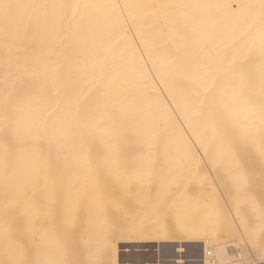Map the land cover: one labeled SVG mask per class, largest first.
<instances>
[{
  "label": "bare ground",
  "instance_id": "obj_1",
  "mask_svg": "<svg viewBox=\"0 0 264 264\" xmlns=\"http://www.w3.org/2000/svg\"><path fill=\"white\" fill-rule=\"evenodd\" d=\"M248 4L0 0V264H229L242 253L221 231L257 246L264 50L258 9L236 18ZM241 50L247 132L208 107Z\"/></svg>",
  "mask_w": 264,
  "mask_h": 264
},
{
  "label": "snow or ice",
  "instance_id": "obj_2",
  "mask_svg": "<svg viewBox=\"0 0 264 264\" xmlns=\"http://www.w3.org/2000/svg\"><path fill=\"white\" fill-rule=\"evenodd\" d=\"M3 7L7 9L9 5L4 4ZM70 7L76 8L79 7V5H71ZM161 7L165 8H176V7H187L185 6H178V5H162ZM198 7H207L212 8L215 7V5H203ZM258 9V16L261 21V28H260V38H261V45L262 50H264V0H259V4H248V5H242L241 6V13L237 14V19H239L247 10L251 9ZM246 56V50H241V53L239 56L232 57L230 64L232 67V77L230 83L227 85L225 89L218 92V95L215 97V99H209V110L210 111H216L219 115H229L234 122L238 123L240 127L244 131H248L249 125L247 121V115L241 114V98L245 92V90H248L252 87L251 79L249 76L246 75L245 67L243 64V58ZM261 97L259 100L260 105V124H259V132L262 138H264V74L261 76ZM205 91L208 89V82H205L204 85ZM203 102L198 101L197 104L194 106L192 115L200 116L202 114L201 110L203 108ZM247 109H244V112L247 113ZM35 136H39L40 132L37 128L34 133ZM17 137L15 134H13L12 137L9 139L14 141ZM5 151L7 153L9 148V140L5 141ZM259 154L261 156V164L264 166V142H262L259 146ZM235 207L237 210H239L240 207V201H235ZM262 218H264V213H262Z\"/></svg>",
  "mask_w": 264,
  "mask_h": 264
},
{
  "label": "rangeland",
  "instance_id": "obj_3",
  "mask_svg": "<svg viewBox=\"0 0 264 264\" xmlns=\"http://www.w3.org/2000/svg\"><path fill=\"white\" fill-rule=\"evenodd\" d=\"M128 196V195H127ZM121 197L122 198V201H123V203H128L129 204V207H128V213L127 214H131V213H133V212H136L137 210H139V211H142V209H141V204H140V206H138L137 204H138V200H132V198H130L131 196H129V198L128 197ZM171 199H173V198H171ZM131 201H132V203H131ZM137 203V204H136ZM140 203V202H139ZM138 207H140V209L138 208ZM117 210H118V208H116ZM118 214H119V212H117ZM118 214H117V218H118ZM175 214V213H174ZM172 215H173V212H172ZM119 217H120V215H119ZM155 224V223H154ZM153 224V225H154ZM149 225L151 226V227H153V225L150 223V224H147V227L149 228ZM157 225V224H156ZM156 225H154V227H155V229H157V226ZM153 227V228H154ZM221 234L222 233H224V235L222 234H220L221 235V238H223V240L225 241V247L227 248V249H229V248H231V249H234L235 250V254L237 253V252H239L240 253V251H241V253H242V256L241 257H239V258H233V261L231 262V263H229V264H250L251 262H254V261H258V262H264V238L262 237V236H260L259 235V238H258V236H256V237H254V238H257V240L255 239V241H256V245L257 246H255V243H253L254 241H253V239H252V244L254 245H252L250 242H249V240H248V235L245 233V235L243 236V235H240V236H237V235H233V233H230V232H225V231H221L220 232ZM225 233H227L228 234V236H230L229 234H231V239L229 238V237H227V236H225ZM226 234V235H227ZM134 237H137V236H134ZM243 237V238H242ZM128 238V237H127ZM124 235H118V233H117V235L115 236V241L117 242L116 243V248H117V250L119 249L118 247H119V245H122L121 243L122 242H124L125 240V242H127V241H129L128 239H127ZM226 238V239H225ZM263 238V239H262ZM241 239V240H240ZM259 239V240H258ZM135 240V239H134ZM133 240V241H134ZM199 240V239H198ZM203 239H200V241H202ZM260 241V242H259ZM156 242V243H155ZM154 242V244L155 245H158V241L156 240ZM243 242V243H242ZM153 244V243H152ZM118 246V247H117ZM151 245H148V247H150ZM154 246V245H153ZM147 247V250L146 249H142V250H140V251H138L139 253H143V255H144V253H145V255L146 254H148V253H151V254H148V255H152L153 256V254H152V252L154 251L153 250V248H151V250L149 249ZM159 248V247H158ZM211 249H208V250H212L211 252H212V258L214 257V251H213V248L212 247H210ZM149 249V250H148ZM185 248H183V250H184ZM243 249H245V250H243ZM153 250V251H152ZM182 250V254H181V256H183L182 258H180L181 260H178L177 259V261H175V262H178L179 261V263H182V262H180V261H186V258H185V254H184V251ZM143 251V252H142ZM262 251V252H261ZM138 252H136L135 254H137V256L139 255V253ZM245 252V253H244ZM122 252L120 251V252H118L117 253V258L118 259H116V264H123L124 262H123V259L125 258V257H123V258H120L121 256H119L120 254H121ZM205 254H206V252H204ZM203 253V256H206V258L208 257L207 256V254L205 255ZM140 254V255H141ZM246 256H245V255ZM124 256H125V254H123ZM139 255V257H142V256H140ZM245 257H244V256ZM211 258V259H212ZM210 258H209V260H211ZM214 259V258H213ZM174 260H176V259H174ZM127 264H129L128 262H127ZM176 264H178V263H176Z\"/></svg>",
  "mask_w": 264,
  "mask_h": 264
},
{
  "label": "built area",
  "instance_id": "obj_4",
  "mask_svg": "<svg viewBox=\"0 0 264 264\" xmlns=\"http://www.w3.org/2000/svg\"><path fill=\"white\" fill-rule=\"evenodd\" d=\"M210 254H208V256H209Z\"/></svg>",
  "mask_w": 264,
  "mask_h": 264
}]
</instances>
